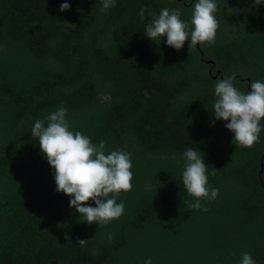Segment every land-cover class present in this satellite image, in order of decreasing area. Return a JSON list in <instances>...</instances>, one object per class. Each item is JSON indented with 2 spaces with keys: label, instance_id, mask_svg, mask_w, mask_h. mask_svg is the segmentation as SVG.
<instances>
[{
  "label": "trees",
  "instance_id": "trees-1",
  "mask_svg": "<svg viewBox=\"0 0 264 264\" xmlns=\"http://www.w3.org/2000/svg\"><path fill=\"white\" fill-rule=\"evenodd\" d=\"M195 2L0 0V264H241L246 252L264 264V119L245 148L213 113L218 79L234 75L242 92L264 82V3L215 0L213 44L176 50L145 35L153 14L179 8L190 21ZM61 106L105 154L130 153L132 189L107 224L89 225L56 191L31 135ZM189 147L219 189L207 211L189 207L182 183Z\"/></svg>",
  "mask_w": 264,
  "mask_h": 264
},
{
  "label": "clouds",
  "instance_id": "clouds-1",
  "mask_svg": "<svg viewBox=\"0 0 264 264\" xmlns=\"http://www.w3.org/2000/svg\"><path fill=\"white\" fill-rule=\"evenodd\" d=\"M254 2L260 5L264 0ZM115 3L116 0H103L102 11ZM69 8L70 4L65 2L60 5L59 11ZM217 10L215 0H196L190 21H184L181 9L164 8L158 15L153 14L154 18L144 33L152 41L166 37L167 45L176 50L183 48L185 42H189V47L213 44L219 28L215 15ZM144 14L145 9L142 8L139 12L142 20ZM234 79L233 75L216 81L217 99L213 113L215 119L228 121L225 127L234 133V144L251 148L259 142L260 122L264 119V82L252 81L250 90L242 92L235 86ZM66 114L67 109L61 106L44 119L36 120L31 135L38 139L41 152L54 169L56 191L70 197L69 206L89 225L107 224L124 213V203H117L116 197L132 189L130 153L115 150L105 154V142L96 145L82 132L70 130ZM200 153L191 147L185 150L182 183L187 194L196 198L189 207L207 211L201 200H215L219 189L208 186L207 165ZM109 194H113L111 198ZM90 200L94 202V207L88 205ZM108 239L112 240V237ZM65 240L71 241V238L66 234ZM87 240L78 239L76 243L83 246ZM145 264H152V260L147 259ZM241 264H255V261L246 252Z\"/></svg>",
  "mask_w": 264,
  "mask_h": 264
},
{
  "label": "water",
  "instance_id": "water-1",
  "mask_svg": "<svg viewBox=\"0 0 264 264\" xmlns=\"http://www.w3.org/2000/svg\"><path fill=\"white\" fill-rule=\"evenodd\" d=\"M260 167H261V171H262V168H263V162L262 161L260 162Z\"/></svg>",
  "mask_w": 264,
  "mask_h": 264
}]
</instances>
